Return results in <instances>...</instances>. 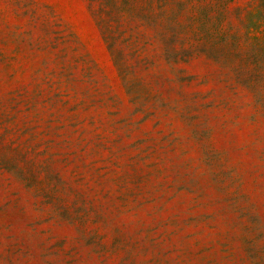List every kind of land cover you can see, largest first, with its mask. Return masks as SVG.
<instances>
[{
    "label": "rangeland",
    "instance_id": "1",
    "mask_svg": "<svg viewBox=\"0 0 264 264\" xmlns=\"http://www.w3.org/2000/svg\"><path fill=\"white\" fill-rule=\"evenodd\" d=\"M0 264H264V0H0Z\"/></svg>",
    "mask_w": 264,
    "mask_h": 264
}]
</instances>
